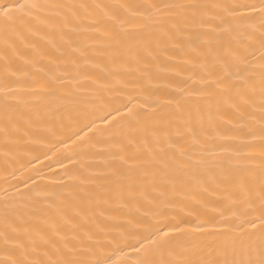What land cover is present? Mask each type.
I'll use <instances>...</instances> for the list:
<instances>
[{"label":"bare ground","instance_id":"obj_1","mask_svg":"<svg viewBox=\"0 0 264 264\" xmlns=\"http://www.w3.org/2000/svg\"><path fill=\"white\" fill-rule=\"evenodd\" d=\"M34 2L87 7L15 12ZM190 2L0 0L17 17L7 29L0 22V231L7 212L10 222L19 217L31 228L55 225L61 236L75 235L86 258L136 264L133 248L109 241L141 218L137 234H146L148 201L163 202L168 222L184 230L177 259L204 257L229 239L237 218L259 214L232 185L205 183L197 163L258 167L260 160L258 138L244 127L250 118L232 107L230 61L217 59L231 37L218 29L193 51L186 37L208 41L209 34L173 27L181 10L165 5ZM218 12L227 15L203 10L206 18ZM246 23L232 27L244 31ZM5 101L18 119L7 131ZM250 127L258 137V125ZM165 175L169 183L161 185Z\"/></svg>","mask_w":264,"mask_h":264},{"label":"snow or ice","instance_id":"obj_2","mask_svg":"<svg viewBox=\"0 0 264 264\" xmlns=\"http://www.w3.org/2000/svg\"><path fill=\"white\" fill-rule=\"evenodd\" d=\"M86 7L84 4L34 2L16 5L15 12L22 13L27 9L28 15H31L33 10L45 8L71 10ZM165 7L181 10L179 15L183 17L182 23L173 25L177 32L183 34L195 30L197 33L203 31L209 34L208 41H204L199 34L195 37L192 35L186 37L193 51L196 50L197 41L211 43L218 29L231 37L230 46L222 55H218L217 59L230 61L227 64L230 69L228 75L234 77L235 87L232 107L237 112L243 110L250 118L244 127L250 128L248 134L253 139L258 138L260 164L258 167L234 166L230 161L209 160H201L197 163L203 170L205 183L232 185L248 204L249 210L258 211L259 214L250 218L247 215L243 219L237 218L238 222L230 224L227 228V231L232 233L229 239L204 257L177 259L173 257V253L181 244L176 237L182 235L184 230L168 222L163 202L157 204L148 201L151 211L146 214L148 223L143 226V233L146 234H137L139 230L136 225L143 223L141 218L121 234L120 240L109 243L115 242L120 245L123 241L124 247L133 248L137 254L136 264H264V0L231 5H207L192 0L190 3L165 5ZM209 8L222 9L227 15L218 12L216 16L206 18L203 10ZM16 18L11 7L0 5V22L6 29ZM217 19L218 23H216ZM233 20L247 22L244 25L245 30L239 31V26L233 28ZM215 51L216 49L208 48L207 53L211 55ZM124 107L127 108L128 115L135 118L133 110L127 105ZM111 115L109 111L103 119L108 120ZM2 121L5 131L18 123L17 116L7 101L4 103ZM251 125H258V137L251 130ZM175 167L178 168L180 165L177 164ZM168 183L167 175L160 177L161 185ZM172 187L175 188V185ZM161 196L164 194L162 193ZM128 198L135 199V192L129 191ZM76 214L79 215V212ZM25 223L19 217L10 222L7 212L5 213L3 230L0 231V253H2L0 264H101L99 259L86 258L89 249L76 247L77 243L83 244L84 241L77 240L75 235L70 238L61 236L55 225H50L48 231H43L25 226ZM132 240L134 243H129ZM69 243H73L72 248L68 247Z\"/></svg>","mask_w":264,"mask_h":264}]
</instances>
